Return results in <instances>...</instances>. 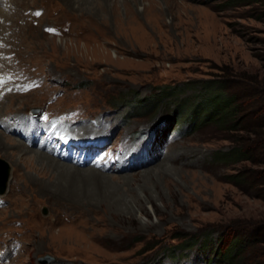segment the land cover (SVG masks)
I'll return each instance as SVG.
<instances>
[{
  "label": "rangeland",
  "instance_id": "obj_1",
  "mask_svg": "<svg viewBox=\"0 0 264 264\" xmlns=\"http://www.w3.org/2000/svg\"><path fill=\"white\" fill-rule=\"evenodd\" d=\"M15 2L0 82L20 80L25 101L0 104V126L21 113L44 129L33 109L60 123L46 141L43 129L30 136L33 155L51 159L29 160L14 145L24 137L1 131L10 177L0 194V264H220L219 244L208 254L182 251L176 237L213 233V244L228 226L264 219V203L228 182L238 165L213 160L231 148L232 133L192 126V112L204 107L208 81L259 74L252 52L264 19L228 0ZM150 97L162 99L155 113L127 115ZM179 104L185 111L168 123ZM57 149L112 165L80 166ZM52 158L77 169L76 186L50 169ZM233 236H223V250Z\"/></svg>",
  "mask_w": 264,
  "mask_h": 264
},
{
  "label": "trees",
  "instance_id": "obj_2",
  "mask_svg": "<svg viewBox=\"0 0 264 264\" xmlns=\"http://www.w3.org/2000/svg\"><path fill=\"white\" fill-rule=\"evenodd\" d=\"M228 2L233 8H246L250 19H264V0ZM258 41L262 46L255 47L252 54L260 63L259 74H244L234 82L224 78L208 81L204 87V107L197 105L193 108L191 125H213L218 130L232 133L231 148L228 151L217 150L213 154V160L226 166L238 165L227 176L228 182L242 191L252 193L253 197L264 203V40ZM190 85L187 83L186 87ZM180 89L182 87L172 88L166 94L179 95L181 93L176 94V90ZM160 93L164 94L165 91ZM161 101L159 97L145 98L141 100V104L129 107L127 115L133 117L139 109L141 113H155L160 108ZM177 107L174 114L168 117L169 121L166 120L168 123L174 122L178 113H183L186 109L181 104ZM225 234L235 236L232 237L229 248L223 250ZM212 235L210 233L208 236L190 238L178 236L176 238L182 241L178 244V249L190 251L196 248L200 253L207 251L208 254L215 244H219L213 260L220 264H264V219L228 226L219 235L218 242L213 244ZM207 239L210 243H206ZM158 245H152L151 249Z\"/></svg>",
  "mask_w": 264,
  "mask_h": 264
},
{
  "label": "bare ground",
  "instance_id": "obj_3",
  "mask_svg": "<svg viewBox=\"0 0 264 264\" xmlns=\"http://www.w3.org/2000/svg\"><path fill=\"white\" fill-rule=\"evenodd\" d=\"M14 2H15V0H0V41H2L4 38V32H5V25H6V22H11L10 21V19L11 18H15V16H11V18L9 19V15L11 14V13H13V14H17V12L16 13H14L13 11H12V6H14ZM15 6L17 7V5H16V2H15ZM3 7V8H2ZM34 11V10H33ZM23 16V15H22ZM23 18H24V21L26 20L25 18L26 17H24L23 16ZM34 18V16H32L31 17V19H33ZM11 24H12V26L15 28L16 26H14V24L15 23H12L11 22ZM22 24V23H21ZM26 24L27 25H29L30 26V23H29V21H26ZM17 37V36H16ZM4 41V40H3ZM7 41V40H6ZM6 43V42H5ZM3 45L4 44H2V46L0 47L1 49H0V53L1 52H4L5 53V51H3L4 50V47H3ZM4 46H6V45H4ZM2 47H3V49H2ZM2 56H3V54H1ZM5 55V54H4ZM8 56V55H7ZM1 58L2 57H0V61H1ZM1 65V64H0ZM0 67H2V66H0ZM2 82H3V80H2ZM18 82H20V80H16L15 82H6V83H1L0 82V104H3L4 102H6L7 100H9V99H11V100H23V101H25V99H24V95H18ZM12 88L11 90H8L9 88ZM19 93H20V91H19ZM23 104H25L24 102H23ZM22 104V105H23ZM2 110H1V108H0V115H1V112ZM14 111V110H13ZM10 113H12V112H10ZM9 113V114H10ZM16 114V113H15ZM20 114L21 113H18V114H16V116H10V115H14V114H10L9 115V119L10 120H13L14 121V123L13 124H9V123H7L6 122V120H4L2 123V125L0 126L1 128H0V136L1 137H4L5 135L4 134H2V132L3 133H5V134H8L10 131L11 132H14V133H17L20 137H24V138H22V139H24L25 140V142H26V144L24 145V144H21L20 142H18V144L16 143V142H14V145H16V147H19V149H20V147H22V149H23V151H24V153L27 155V156H29V160H33V159H51V158H49V155H46V154H44V153H42V152H37L36 154H34L33 155V152L30 150V148H29V144L31 145L32 143H34V141H36V140H30V136H32V135H35V134H39L40 133V131H41V129H43V128H41L40 126H39V124H31V118L29 117V118H26L25 116H20ZM7 115V114H6ZM6 118V117H5ZM16 121H18V125L17 124H15L16 123ZM54 121H55V118H49V117H47V121H46V123H45V127L46 128H51L52 129V132H53V130H54ZM33 123H34V121H33ZM40 130V131H39ZM2 131V132H1ZM39 131V132H38ZM24 132H27V134L26 133H24ZM50 133V135L51 134H53V133ZM12 134V133H11ZM0 137V138H1ZM32 138V137H31ZM50 140V139H49ZM50 142V141H49ZM13 144V143H12ZM47 145V144H46ZM27 158V157H26ZM52 160H53V164L52 165H50V169H54L55 171H59V172H57L60 176H61V180H63V179H66V180H68L73 186H76L75 185V180H77L78 181V179L76 178V177H74L75 175H76V173L77 172H75L74 174L72 173L73 172V170L75 169V167H72V166H70V165H66V164H62V163H60L59 161L57 162L55 159H53L52 158ZM50 161V160H49ZM50 163V162H49ZM75 170H77V169H75ZM55 171H53V172H55ZM65 190H68L67 189V187L66 188H64ZM76 191V190H75ZM77 192V191H76Z\"/></svg>",
  "mask_w": 264,
  "mask_h": 264
},
{
  "label": "water",
  "instance_id": "obj_4",
  "mask_svg": "<svg viewBox=\"0 0 264 264\" xmlns=\"http://www.w3.org/2000/svg\"><path fill=\"white\" fill-rule=\"evenodd\" d=\"M35 112L38 113L36 110ZM0 165L3 167V170L0 171V194H3L6 190L7 182L10 177V169L7 163L2 159H0Z\"/></svg>",
  "mask_w": 264,
  "mask_h": 264
},
{
  "label": "snow or ice",
  "instance_id": "obj_5",
  "mask_svg": "<svg viewBox=\"0 0 264 264\" xmlns=\"http://www.w3.org/2000/svg\"><path fill=\"white\" fill-rule=\"evenodd\" d=\"M37 15H39V13H37Z\"/></svg>",
  "mask_w": 264,
  "mask_h": 264
}]
</instances>
